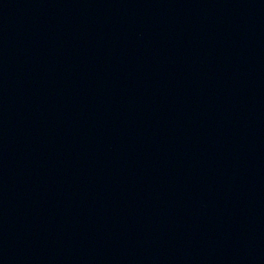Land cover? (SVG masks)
<instances>
[{
  "label": "water",
  "instance_id": "95a60500",
  "mask_svg": "<svg viewBox=\"0 0 264 264\" xmlns=\"http://www.w3.org/2000/svg\"><path fill=\"white\" fill-rule=\"evenodd\" d=\"M0 264H264V0H0Z\"/></svg>",
  "mask_w": 264,
  "mask_h": 264
}]
</instances>
